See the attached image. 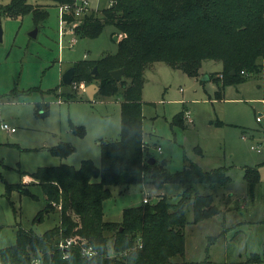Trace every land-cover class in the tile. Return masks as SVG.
<instances>
[{"label": "rangeland", "instance_id": "rangeland-1", "mask_svg": "<svg viewBox=\"0 0 264 264\" xmlns=\"http://www.w3.org/2000/svg\"><path fill=\"white\" fill-rule=\"evenodd\" d=\"M27 1L43 6L47 19L36 24L32 13L18 19L0 17L4 31L0 43V250L15 244L20 228L41 235L60 224L55 211L44 213L43 220L38 218L48 201L42 186L30 176L39 168L62 164L79 168L84 160L101 167L100 144L119 140L122 126L119 96L105 98L99 90L90 100L86 88L97 83H63V75L75 63L98 61L118 52L115 26L105 25L95 39L80 38L77 29L71 34L66 28L67 35L61 39L60 8ZM10 2L0 0V7ZM88 4L84 16L100 14L112 2L88 0ZM35 29L38 34L33 38L30 33ZM118 36L121 40L124 35ZM73 38L77 40L71 47ZM222 70L221 62L208 60L200 76L193 78L159 62L144 75L145 158L156 159L159 166L166 161L170 173L195 163L206 172L223 168L231 178L225 186H196L200 195H214L219 213L192 223L193 201H187L186 251L174 258L176 264H264V68L260 75L227 87L219 98L216 80H222ZM38 105L44 109L48 105L46 116L36 114ZM71 123L84 127L86 135L71 132ZM5 124L15 132L3 129ZM62 142L76 149L67 158L51 152ZM247 168H258L260 174L253 199L245 181ZM111 191L104 203L105 220L120 223L124 210L142 205L145 197L150 203L161 197L178 203L183 187L168 184L158 189L146 181L114 186Z\"/></svg>", "mask_w": 264, "mask_h": 264}, {"label": "trees", "instance_id": "trees-1", "mask_svg": "<svg viewBox=\"0 0 264 264\" xmlns=\"http://www.w3.org/2000/svg\"><path fill=\"white\" fill-rule=\"evenodd\" d=\"M39 1L58 8L74 6V0ZM110 1V7L100 14H86L77 30L80 38L95 39L105 25H114L115 34L124 35L118 52L98 61L75 63L73 81L97 83L102 97L121 98L120 139L100 144L101 167L84 160L79 168L62 164L39 168L31 176L42 186L48 201L38 218L43 220L44 213L55 211L60 224L41 235L18 229L15 244L0 250V264H176L174 258L186 251L187 201H193L192 223L219 213L214 195H200L196 186L215 188L229 184L231 178L225 169L206 172L190 163L182 171L170 173L165 168L166 161L161 166L157 160L151 165V158H145L144 75L153 64L162 62L198 78L205 61H218L223 65L222 80H216L219 98L227 87L260 75L264 68V0ZM30 13L36 24L49 15L43 6L27 0H11L0 7V17L4 14L18 19ZM66 20L74 19L66 16ZM95 68L97 75H93ZM121 69L125 74L116 81L111 72ZM41 106L44 105L36 107V114L46 116L49 107ZM70 130L80 137L86 135L84 127L73 123ZM75 151L63 142L51 149L60 158ZM146 181L158 189L168 184L182 185L180 201L173 204L161 197L157 203L143 202L124 210L120 223L105 220L104 203L112 196L111 187ZM245 181L248 196L253 199L260 183L259 169L247 168ZM70 240L76 243L66 247ZM85 247L93 248L96 254L85 258Z\"/></svg>", "mask_w": 264, "mask_h": 264}, {"label": "built area", "instance_id": "built-area-1", "mask_svg": "<svg viewBox=\"0 0 264 264\" xmlns=\"http://www.w3.org/2000/svg\"><path fill=\"white\" fill-rule=\"evenodd\" d=\"M89 8L88 0H74V6H64L60 8V38H64L65 35L64 31L66 28H68V31L73 34L75 30L81 25L82 19L84 17V12L87 11ZM66 16L73 17V21L66 20ZM69 34V33H68ZM76 38H73L70 42V46L73 47V45L76 43ZM76 89V87H75ZM189 122L193 123V120L190 117L189 114ZM258 122H261V119H257ZM3 129L10 130L11 132H15V129H10L8 125H4ZM253 150H257L259 153H261L260 149L257 147H252ZM144 203H149L150 200L148 197L144 198ZM73 243H76V240H70L67 242L66 247L71 246ZM96 254V252L91 247H85L82 250V256L85 258H91ZM38 264V263H37Z\"/></svg>", "mask_w": 264, "mask_h": 264}, {"label": "water", "instance_id": "water-1", "mask_svg": "<svg viewBox=\"0 0 264 264\" xmlns=\"http://www.w3.org/2000/svg\"><path fill=\"white\" fill-rule=\"evenodd\" d=\"M37 34H38V29H35L32 33H30V36L33 37V38H36ZM3 37H4V31H3V26H2V19L0 18V43L3 42ZM115 40H116L117 43H119V41H120L118 36H115ZM93 74L94 75L98 74V71H97L96 68L94 69ZM124 74H125V70L124 69L116 70V71L111 72L112 77L116 81H120L122 79V77L124 76ZM74 76H75V68L72 67L63 75V83L65 85H72L73 84V80H74ZM207 80H208V78H207ZM99 90H100V87L95 85V84H92L89 87H87L86 88V93L88 95V98L90 100H93L95 94ZM149 163L151 165H154L156 163V159L151 158Z\"/></svg>", "mask_w": 264, "mask_h": 264}, {"label": "crops", "instance_id": "crops-1", "mask_svg": "<svg viewBox=\"0 0 264 264\" xmlns=\"http://www.w3.org/2000/svg\"><path fill=\"white\" fill-rule=\"evenodd\" d=\"M116 36H118V35L116 34ZM118 37H119V36H118ZM123 37H124V36H123ZM123 37H122V38H123ZM122 38H121V40H122ZM119 40H120V39H119ZM8 131H10V130H8ZM70 131H71V130H70ZM10 132H11V131H10ZM11 133H14V132H11ZM30 177H31V176H30ZM30 177H26V179H27V180H32L33 178L31 179ZM33 180H34V179H33Z\"/></svg>", "mask_w": 264, "mask_h": 264}]
</instances>
